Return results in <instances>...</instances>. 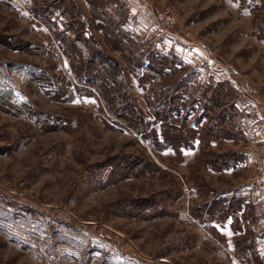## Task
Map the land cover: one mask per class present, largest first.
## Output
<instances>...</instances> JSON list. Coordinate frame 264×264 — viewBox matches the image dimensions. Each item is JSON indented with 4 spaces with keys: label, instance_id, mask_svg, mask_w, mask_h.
<instances>
[{
    "label": "rangeland",
    "instance_id": "obj_1",
    "mask_svg": "<svg viewBox=\"0 0 264 264\" xmlns=\"http://www.w3.org/2000/svg\"><path fill=\"white\" fill-rule=\"evenodd\" d=\"M0 264H264V0H0Z\"/></svg>",
    "mask_w": 264,
    "mask_h": 264
},
{
    "label": "built area",
    "instance_id": "obj_2",
    "mask_svg": "<svg viewBox=\"0 0 264 264\" xmlns=\"http://www.w3.org/2000/svg\"><path fill=\"white\" fill-rule=\"evenodd\" d=\"M174 20H175V17H174V15L171 12H166L164 15L160 16V23L164 22L166 24H170Z\"/></svg>",
    "mask_w": 264,
    "mask_h": 264
},
{
    "label": "trees",
    "instance_id": "obj_3",
    "mask_svg": "<svg viewBox=\"0 0 264 264\" xmlns=\"http://www.w3.org/2000/svg\"><path fill=\"white\" fill-rule=\"evenodd\" d=\"M117 2V1H116ZM163 65V64H162Z\"/></svg>",
    "mask_w": 264,
    "mask_h": 264
}]
</instances>
